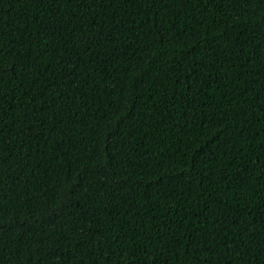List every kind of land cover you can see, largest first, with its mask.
<instances>
[{
  "label": "trees",
  "instance_id": "1",
  "mask_svg": "<svg viewBox=\"0 0 264 264\" xmlns=\"http://www.w3.org/2000/svg\"><path fill=\"white\" fill-rule=\"evenodd\" d=\"M0 264H264V0H0Z\"/></svg>",
  "mask_w": 264,
  "mask_h": 264
}]
</instances>
